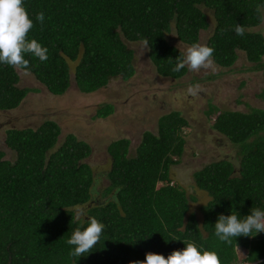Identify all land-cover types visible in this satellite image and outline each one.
Instances as JSON below:
<instances>
[{
  "label": "trees",
  "instance_id": "1",
  "mask_svg": "<svg viewBox=\"0 0 264 264\" xmlns=\"http://www.w3.org/2000/svg\"><path fill=\"white\" fill-rule=\"evenodd\" d=\"M24 4L34 22L29 40L35 38L48 48L46 61L25 54L27 71L54 96H63L70 88L71 63L80 94H93L112 79H131L134 55L126 43H145L160 77H183L186 67L172 71L181 51L166 40L171 25L178 41L187 46L209 31L206 45L214 48V64L220 68L233 67L241 52L253 69H264V37L252 31L262 24L264 0H24ZM40 12L43 24L35 19ZM237 24L243 26V36L235 33ZM18 83L17 69L0 63V112L19 108L29 92H37L19 88ZM113 112L111 104H104L94 118L106 119ZM207 115L215 116L212 130L225 137L236 154L193 173L196 188L209 197L200 208V222L189 212V201L195 198L171 184V168L180 163L183 129L188 127L177 111L159 117L156 133H143L133 156L127 139L108 145L111 165L103 201L93 199L97 192L85 162L91 155L86 142L69 134L53 151L61 130L51 120L35 129H7L4 143L15 158L4 160L0 150V264H130L145 260L148 252L167 257L183 250L184 242L216 251L222 264H264V232L232 237L231 244L215 235L220 214L234 211L243 218L252 208L264 210V110L243 113L211 106ZM82 207L84 215L76 219L75 210ZM90 217L105 225L100 240L85 256H72L75 246L67 240L76 228H86ZM238 249L246 251L240 261Z\"/></svg>",
  "mask_w": 264,
  "mask_h": 264
},
{
  "label": "rangeland",
  "instance_id": "2",
  "mask_svg": "<svg viewBox=\"0 0 264 264\" xmlns=\"http://www.w3.org/2000/svg\"><path fill=\"white\" fill-rule=\"evenodd\" d=\"M207 13L208 21L213 25V16L211 12ZM252 31L264 37V22ZM209 36V31L201 32L198 43L206 45ZM166 40L181 52L190 47L178 41L173 25ZM126 45L133 51L135 75L128 81L112 79L105 88L90 95L80 94L75 87V63L69 65L70 88L63 96L50 94L32 75H25L24 71L17 69L18 87L37 92H29L19 108L0 112V150L5 153L4 160L15 158L4 143L7 129H35L45 120L54 121L61 134L53 151L69 134L91 147V155L85 162L93 172L94 190L97 192L93 199L103 201L102 193L109 185L105 174L111 165L106 151L108 145L127 139L130 141L129 155L133 156L143 133H156L159 117L177 111L187 120L188 127L183 129L185 145L180 163L171 168V184H178L188 197L195 198V201H189V212L195 214L200 222V208L207 204L209 197L196 188L193 173L211 162L233 159L236 154L225 137L212 130L215 116H208L207 112L211 106L222 111L243 113L252 108L264 110V69H253L244 54L239 52L238 60L231 68L224 69L214 64L215 71L212 68L190 71L186 66V74L172 80L157 74L147 57L145 43ZM197 83L203 90L196 96L188 94L189 85ZM104 104L114 107L113 114L106 119H95L96 111ZM78 210L84 212L85 208L76 209V213ZM245 255V250H237L238 261Z\"/></svg>",
  "mask_w": 264,
  "mask_h": 264
},
{
  "label": "clouds",
  "instance_id": "3",
  "mask_svg": "<svg viewBox=\"0 0 264 264\" xmlns=\"http://www.w3.org/2000/svg\"><path fill=\"white\" fill-rule=\"evenodd\" d=\"M44 13L40 12L35 19L43 24ZM264 22V21H262ZM34 27L24 0H0V63L11 66L14 69L25 70L29 74V60L25 54H31L40 61L48 59V48L42 46L35 38L29 40L28 34ZM238 36L244 35V28L237 24L234 28ZM214 48L200 43H193L186 52H181L175 59L176 64L173 72H179L186 66L190 71L214 68ZM200 84L189 85L188 94L196 96L200 91ZM84 215L82 210L76 213V219ZM105 225L96 217H90L88 226L81 230L76 228L68 245H74L72 256L81 257L99 242ZM264 232V210L252 208L251 214L240 218L234 211L231 215L220 214L215 223V235L220 241L232 243V237L252 236ZM186 247L183 250L173 251L165 257L163 254L148 252L146 259L142 261H131L130 264H222L220 255L216 251L204 250L195 242H184Z\"/></svg>",
  "mask_w": 264,
  "mask_h": 264
}]
</instances>
